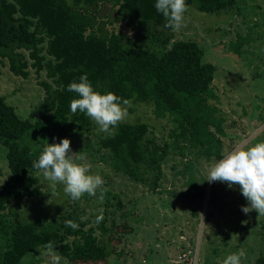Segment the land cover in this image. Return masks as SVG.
Segmentation results:
<instances>
[{"label": "trees", "instance_id": "1", "mask_svg": "<svg viewBox=\"0 0 264 264\" xmlns=\"http://www.w3.org/2000/svg\"><path fill=\"white\" fill-rule=\"evenodd\" d=\"M105 1L118 6L129 23L147 25L152 42L172 39V29L164 27L166 19L155 8L156 0H0V63L7 60L11 71L24 78L34 67L37 73L45 71L49 79L40 82L45 97L38 120L23 118L0 95V141L7 148L11 171L0 184V264H21L49 241L61 257L74 262L102 261L112 253L108 218L101 221L99 234L98 227L77 208L53 217L38 214L31 220L18 212L24 201L42 194L37 175L41 171L33 167V161L45 143L97 125L84 113L70 109L77 94L69 92L68 85L79 82L85 73L100 92L112 91L122 99L153 104L158 117L169 114L175 123V147L182 149V155L189 146L219 159L224 154L221 135L226 118L207 102L218 98L213 85L216 66L203 60L200 45L179 39L163 52L130 47L123 34L109 31L100 20ZM237 2L186 0L188 10L196 5L203 12L233 10ZM149 130V123L139 120L119 123L101 137L99 146L109 152L116 172L143 182L148 170L161 173L169 145L158 144ZM155 178L153 189L158 185L159 177ZM66 220L75 221L79 228L65 226ZM262 261L260 256L257 264Z\"/></svg>", "mask_w": 264, "mask_h": 264}, {"label": "rangeland", "instance_id": "2", "mask_svg": "<svg viewBox=\"0 0 264 264\" xmlns=\"http://www.w3.org/2000/svg\"><path fill=\"white\" fill-rule=\"evenodd\" d=\"M100 15L109 31L120 32L128 46L139 50L145 47L163 52L176 40H195L204 51L203 60L216 66L213 85L218 98L207 102L217 106L218 114L226 118L221 135L223 153L243 141L264 140V0H238L233 10L222 12H203L191 5L185 26L172 30L169 42L160 43L152 42V30H146L147 25L129 23L110 1L101 3ZM29 70L30 76L24 78L11 71L7 60L0 63V95L6 96L23 118L38 120L42 115L39 105L45 97L40 82L49 79L45 71ZM130 102L121 123L146 121L150 137L162 146L169 145L160 174L157 169L148 170L143 182L116 172L108 160L109 152L99 146L101 137L109 132L97 124L69 139L72 152H80L92 172L102 176V189L94 196L85 194L73 201L64 193L63 184L53 187L38 172L42 194L24 201L18 212L31 220L38 214L53 217L77 208L98 227L99 234L101 221L96 223V217L108 218L111 232L107 241L112 253L106 260L74 262L60 256V264H223L229 254L240 250L245 253L241 264H257L258 258L264 257V216L258 217L255 210L242 212V206L249 202L239 185L229 188L226 182L206 180L209 167L219 158L190 146L182 155V149L175 147L172 117H158L153 104ZM195 152L199 154L195 156ZM0 171L3 184L11 171L2 141ZM155 176L159 179L153 189ZM41 249L26 256L21 264H47Z\"/></svg>", "mask_w": 264, "mask_h": 264}, {"label": "clouds", "instance_id": "3", "mask_svg": "<svg viewBox=\"0 0 264 264\" xmlns=\"http://www.w3.org/2000/svg\"><path fill=\"white\" fill-rule=\"evenodd\" d=\"M155 8L166 19L164 27L179 31L185 26L186 0H156ZM68 91L77 94L70 102L72 113H84L104 132L118 126L128 115L131 102L112 91L94 89L86 73L79 78V82L72 81ZM83 161L85 157L80 152H72L71 140L65 137L59 143L45 145L38 159L33 161V167L40 170L53 187L63 184L64 193L73 201H78L85 194L96 195L104 185L102 176L93 173L91 164ZM206 180L226 182L229 188L239 185L242 195L249 202L242 206V212L248 214L255 210L258 217L264 216V140L256 143L243 141L225 151L209 167ZM102 219L103 216L98 215L95 222L99 223ZM65 226L73 230L79 228L73 220H66ZM41 254L48 258L47 264H60L62 259L52 241L42 246ZM244 255L243 250L231 253L223 264H241Z\"/></svg>", "mask_w": 264, "mask_h": 264}]
</instances>
